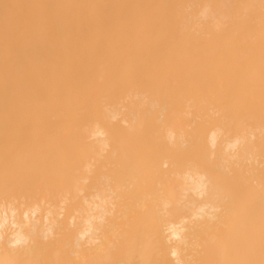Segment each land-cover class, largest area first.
I'll return each mask as SVG.
<instances>
[{
  "label": "bare ground",
  "instance_id": "1",
  "mask_svg": "<svg viewBox=\"0 0 264 264\" xmlns=\"http://www.w3.org/2000/svg\"><path fill=\"white\" fill-rule=\"evenodd\" d=\"M262 262L264 0H0V264Z\"/></svg>",
  "mask_w": 264,
  "mask_h": 264
},
{
  "label": "snow or ice",
  "instance_id": "2",
  "mask_svg": "<svg viewBox=\"0 0 264 264\" xmlns=\"http://www.w3.org/2000/svg\"><path fill=\"white\" fill-rule=\"evenodd\" d=\"M5 7L7 8L8 6L5 5ZM119 86H120V87H124L125 85H124V84H121V85H119ZM109 90H112V85H109L108 88L105 89V92H107V91H109ZM105 98H106V96L102 94V96H101V101L103 102ZM262 264H264V262H262Z\"/></svg>",
  "mask_w": 264,
  "mask_h": 264
},
{
  "label": "clouds",
  "instance_id": "3",
  "mask_svg": "<svg viewBox=\"0 0 264 264\" xmlns=\"http://www.w3.org/2000/svg\"><path fill=\"white\" fill-rule=\"evenodd\" d=\"M18 243H20L19 240L15 241V243H14L12 246L14 247V246H15L16 244H18ZM172 255H173V257L175 258V257L177 256V253L174 251V252L172 253Z\"/></svg>",
  "mask_w": 264,
  "mask_h": 264
}]
</instances>
